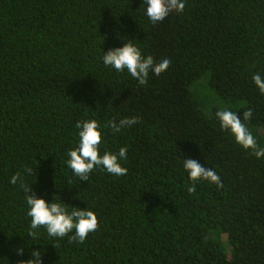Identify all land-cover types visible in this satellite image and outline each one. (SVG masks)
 <instances>
[{
  "label": "trees",
  "instance_id": "1",
  "mask_svg": "<svg viewBox=\"0 0 264 264\" xmlns=\"http://www.w3.org/2000/svg\"><path fill=\"white\" fill-rule=\"evenodd\" d=\"M142 2L0 0V264L33 250L43 264H264V158L214 115L230 99L242 121L251 109L243 122L264 148L252 80L264 75V0H185L159 25ZM126 42L168 70L140 86L106 68L103 50ZM125 118L137 123L113 133ZM84 119L102 126V152L127 146L125 177L97 168L82 180L67 168ZM188 158L222 187L199 181L190 192ZM16 174L31 195L96 211L98 229L83 243L43 227L33 235Z\"/></svg>",
  "mask_w": 264,
  "mask_h": 264
},
{
  "label": "clouds",
  "instance_id": "2",
  "mask_svg": "<svg viewBox=\"0 0 264 264\" xmlns=\"http://www.w3.org/2000/svg\"><path fill=\"white\" fill-rule=\"evenodd\" d=\"M142 4L145 6L144 15L153 25H159L173 13H182L185 9V0H143ZM118 39L121 38L118 37ZM100 59L106 68L114 69L117 73L126 72L140 86H145L150 76L152 79H158L170 65L168 59L157 64L151 55L144 56L134 42H126L122 47L108 51L103 50ZM252 80L259 92L264 95V75L254 74ZM214 115L219 121L221 130L230 133L237 144L245 150H252L257 159L264 158V148L258 146L256 138L243 122L252 118L251 109L244 112L243 121L238 112L232 111L230 106L218 109ZM136 123L134 118H125L119 123L112 121L110 128L113 133H119L125 127H131ZM75 127L78 130V140L76 146L66 153L67 159L64 162L73 175L82 180H88L89 174L97 168L114 178H123L127 175L128 170L122 163L127 160V146L120 147L118 153L107 150L102 152L103 128L96 119L81 120ZM183 170L192 182V186L188 189L190 192L196 190V182L199 181L222 187L221 177L217 172L206 169L194 159H184ZM18 180L23 186L27 206L26 215L30 218L33 235L36 234L35 230L43 227L49 237L63 238L72 234L71 239L83 243L90 233L98 229V214L93 209L69 205L59 196H54L52 201H48L31 195V184L24 183L19 174L12 176L11 183L16 184ZM57 197L60 199L58 200ZM18 254L21 256L24 254L22 248L18 249ZM21 264H43L41 253L33 250L31 258L21 261Z\"/></svg>",
  "mask_w": 264,
  "mask_h": 264
},
{
  "label": "rangeland",
  "instance_id": "3",
  "mask_svg": "<svg viewBox=\"0 0 264 264\" xmlns=\"http://www.w3.org/2000/svg\"><path fill=\"white\" fill-rule=\"evenodd\" d=\"M231 100H232V99L228 100V101H229V102L227 103L228 106L225 105L224 107H229V106H230L231 110H233V109L236 108L237 106H235V104H234V101H235V100H232V101H231ZM237 102H238V104H240L239 101H237ZM224 107H223V108H224ZM212 108H213V107H212ZM213 109L215 110V108H213Z\"/></svg>",
  "mask_w": 264,
  "mask_h": 264
}]
</instances>
